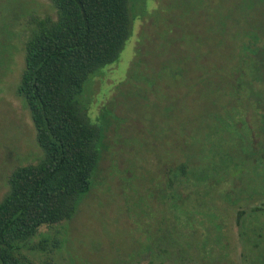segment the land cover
I'll return each mask as SVG.
<instances>
[{"label":"trees","instance_id":"trees-1","mask_svg":"<svg viewBox=\"0 0 264 264\" xmlns=\"http://www.w3.org/2000/svg\"><path fill=\"white\" fill-rule=\"evenodd\" d=\"M49 2L57 18L39 21L28 38L17 88L29 107L43 156L34 164L17 167L9 176L8 190L0 200V264H31L23 251L32 250L31 243L42 229L52 230L74 220L85 199L97 186L106 184L100 163L104 155L114 154L108 141L112 111L103 110L93 121L87 94L94 80L119 61L133 36L132 0ZM227 11L234 17L223 12L218 22L224 30L233 22L236 54L232 66L207 69L202 63L207 55L203 38L193 37L192 49L176 44L171 51L166 44V52L173 54L166 58L162 72L154 73L159 81L169 76L167 87L177 95L180 87L176 86L190 75L207 82L208 91L215 95L211 106L178 123V135L187 137H176L173 148L166 146L165 159L161 154L154 157L153 166L161 177L152 194L163 212L157 231H147L141 252L150 250L161 260L167 256L158 254H169L161 245L173 244L184 252L193 248L207 264H217L227 255H221L222 250L227 251L221 244L229 247L225 234L216 230L220 228L218 214L223 218L219 205L239 207L253 196L264 197V0H233ZM171 32L169 29L166 35ZM218 39L221 44L232 42L221 36ZM142 63L141 59L133 61L128 75H134ZM190 85L186 88L194 86ZM167 87L161 101L168 106L158 104L147 120L155 136L151 143L172 137L173 121L183 111L181 99L170 95ZM156 104L155 98V104L149 106ZM160 107L168 114L163 122L158 118ZM224 122L231 125V132ZM131 138L130 144L144 140ZM151 143H146V150L161 148ZM246 160L254 165L253 176L238 170ZM149 163L146 159L141 162L143 166ZM127 177L130 175L124 179ZM248 209L238 210V223L250 215L263 223L264 203ZM46 244L43 241L39 249L44 251Z\"/></svg>","mask_w":264,"mask_h":264},{"label":"rangeland","instance_id":"rangeland-1","mask_svg":"<svg viewBox=\"0 0 264 264\" xmlns=\"http://www.w3.org/2000/svg\"><path fill=\"white\" fill-rule=\"evenodd\" d=\"M232 3L233 0H132L131 11L136 17L133 36L119 61L108 66L94 80L87 94L93 121L103 110L112 111L108 141L114 154L104 155L100 163L101 177L106 184L93 190L69 225L42 229L31 243L32 250L23 251L31 264H207L198 258L193 248L184 252L173 244L161 245L169 251V254L157 253L167 256L163 260L150 250L141 252L147 231H157L163 212V206L152 194L158 177L153 166L154 157L161 154L165 159L166 146L173 148L176 137H187V134L178 135V123L203 112L215 98L214 93L208 91L207 82L196 75H190L182 85L176 86L180 87L177 95L173 88L167 87L171 81L169 76L164 75L159 81L154 73L159 75L168 61L166 58L173 54L166 52V44L170 45L171 51L176 44L192 49L193 37L203 38L207 55L202 63L207 69L209 66H232L236 54L231 36L233 22H228L227 30L218 22L221 13L232 14L227 11ZM47 17L57 18L49 0H0V200L8 190L10 174L17 167L34 164L43 156L29 107L18 95L17 88L25 66V44L36 31L38 22ZM169 29L172 32L166 35ZM220 36L232 42L221 44ZM210 37H215V41ZM136 59L143 63L130 76L131 63ZM127 78L131 80L129 83ZM215 81L220 83V79ZM189 84L194 86L187 89ZM166 87L170 95L174 93L181 99L179 105L183 111L180 119L173 121L172 137L169 135L167 139L151 143L155 136L151 122L147 120L153 116L154 109L162 105ZM155 98L157 104L149 106L155 104ZM167 102H172V98L169 97ZM160 110L158 118L163 122L168 114L162 107ZM222 125L231 132V125L226 122ZM132 136L144 140L136 139L130 144ZM169 140L170 144H167ZM146 143L161 148L146 150ZM211 145L216 146V143ZM144 159L150 163L143 166ZM242 169L244 176L254 175L251 161H244L238 170L242 172ZM127 175L130 177L124 179ZM263 203L264 197L256 195L239 207L226 203L219 205L223 218L218 214L220 228L216 230L225 234L224 242L229 247L220 243L227 249L226 252L222 250L221 255H227L219 258L217 264H264V220L259 223L250 215L245 216L243 222H237L239 209L249 212L248 208ZM202 231L199 226L200 234ZM43 241H47L44 251L39 249Z\"/></svg>","mask_w":264,"mask_h":264}]
</instances>
